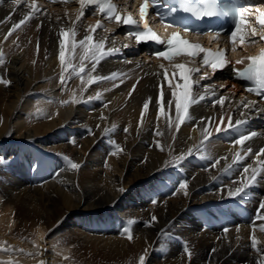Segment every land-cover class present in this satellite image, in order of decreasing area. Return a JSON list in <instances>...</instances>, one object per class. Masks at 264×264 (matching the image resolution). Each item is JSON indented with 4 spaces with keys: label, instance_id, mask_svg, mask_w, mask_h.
<instances>
[{
    "label": "bare ground",
    "instance_id": "1",
    "mask_svg": "<svg viewBox=\"0 0 264 264\" xmlns=\"http://www.w3.org/2000/svg\"><path fill=\"white\" fill-rule=\"evenodd\" d=\"M30 3L31 0H21L20 4L0 0V50L6 59L0 65V77L11 81L7 86L0 83V242H6L5 247L24 250L0 252V260L11 259L18 264H38L39 260L47 264H138L143 254L146 264H256L259 255L250 247L249 237L253 230L251 218L264 200V180L258 179L240 196L228 194L230 189L241 187L244 166H258L254 155L232 165V156L237 151L243 154L235 138L252 130L261 135L248 141L247 146L258 151L264 145V130L256 127L258 113L240 106L242 98L246 102V95L238 88L234 94L227 81H217L216 76L207 75L201 80L204 73L195 74L190 79L199 83H193L192 92L197 98L205 94L208 98L189 109L193 119L178 132L174 125L169 130L165 118L157 122V73L162 71L159 65L164 64L171 76L175 64L146 62L138 54H131V42L115 34L117 24L106 21H102L103 28L111 31L97 29L94 38L106 37V48L120 51L101 60L93 75L117 73L118 79L94 83L81 95L84 86L79 77L73 76L59 93V31L73 26L74 6L36 0L41 11L5 41L12 25L31 11ZM94 22V18H82L76 25V39H82ZM80 51L76 49L74 64L79 63ZM191 65L189 68H193ZM73 93L81 101L97 93L100 98L60 103L71 100ZM220 96L226 98L224 105H214ZM148 97L153 102L138 131L140 113ZM170 98L166 90V110ZM38 109L42 111L38 113ZM241 112L245 115L241 116ZM171 115H175L174 107ZM221 115L225 117L223 123ZM228 115L233 122L246 119L247 124L217 134L216 125L226 127ZM201 117H211L212 123H201ZM157 123L162 136L155 135ZM113 124L117 125L115 131L105 134L104 130ZM206 125L213 134L205 145L207 156L227 160L221 159L212 167L210 159L197 153L180 166L166 165L172 157L199 147L200 130ZM124 128H128L127 133ZM65 132L75 133L76 145L69 143L71 137ZM114 144L123 151L113 155ZM64 157L81 167L71 170ZM227 165L232 167L225 171ZM183 181L188 182L187 195L177 191ZM233 201L249 207L252 217L238 219L231 210ZM124 207L126 211H122ZM217 212L227 219V234L215 218ZM153 216L156 221H152ZM203 217L211 221L200 229ZM130 220L134 222L129 224ZM260 223L255 220V234L264 244ZM126 228L132 240L127 238ZM33 240L42 250L39 256L27 255L35 251ZM185 243L193 252L191 260L183 250ZM213 248L218 251L212 253ZM64 256L70 258L64 260Z\"/></svg>",
    "mask_w": 264,
    "mask_h": 264
},
{
    "label": "snow or ice",
    "instance_id": "2",
    "mask_svg": "<svg viewBox=\"0 0 264 264\" xmlns=\"http://www.w3.org/2000/svg\"><path fill=\"white\" fill-rule=\"evenodd\" d=\"M53 2H63V3H70L71 0H53ZM77 2L80 4V11L79 14L76 17L75 21H71L72 27L65 30L64 27H61L59 31V52H58V60L60 64V75H59V82L62 85L61 91H63L68 81L73 77H79L83 88L81 89V95H83L84 91L91 86L94 83H98L100 81L105 80H116L118 79L117 73H111L108 76H98L93 75V73L96 72L97 66L99 65L100 61L105 59L107 56L113 54L114 52L120 51V49L115 48H106V37L96 40L94 38V34L97 31V29H102L103 24L101 20H97L95 25L89 26L85 31L86 34L83 36L82 39L77 40L76 37L78 35V32L76 30V25L79 21H81V18L84 16L85 10L89 6H95L96 12L99 14H102L106 19H108L110 22H115L118 25H124V26H130L132 30H130L127 35L134 36L137 43L140 42H147L152 41L159 44H164L165 42L158 36L156 32L153 31V29L149 26L147 23V18L150 14V9H155L160 3V0H142V3L139 6V16L140 21H144V27L143 29H140L139 23L136 18L133 17V15L128 12L127 14H122L120 11L117 10V5H115L112 0H77ZM15 4H20L21 0H14ZM31 11L23 17L18 23L13 24L12 28L9 30L8 34L4 36V40L6 41L9 36L12 35V33L19 29L22 25H24L27 21H29L36 13L40 12L41 9L38 7L36 0H31V3L28 5ZM182 7L183 10L186 12H191L195 16L198 17H218V16H224V17H233L234 18V29L231 31L230 39L233 46V51L236 50L237 47V40L240 41L241 45L244 43H255L257 42V38L259 41H264V5L255 7L253 9L252 4L250 0L246 2V4H238V5H232V6H224L221 3H219V0H199L198 3L192 2V0H182ZM172 13H175L177 9L175 7H172L170 9ZM255 11L257 15L255 16V20L257 22V25L259 27V31H257L256 27H252L250 36H246L242 33L241 29L242 27H247V21L249 19V14ZM95 14V13H94ZM157 16L161 18V22L163 23V14L157 11ZM57 19H60L57 17ZM170 26V25H169ZM104 31L109 32L111 30L103 28ZM186 32L189 31L187 27L184 29ZM220 33L217 32L212 39L216 40L219 38ZM65 37L68 38L67 42ZM174 41H179V43L185 45L186 47L181 49L179 48L177 43H174ZM70 46V47H69ZM127 45H125L126 47ZM79 48L80 54H79V63L74 64L73 60L75 59V53L76 49ZM176 50L173 52V50ZM202 54V57H201ZM155 55L159 58H164L169 61L173 59L174 56L178 55H187L189 57H192L193 59L197 57H201V63L203 67H210L213 72L219 69H223L226 65L225 61V51L222 49H218L216 51H213L211 49L204 48L199 43H193L188 40H184L182 37H180L179 33L173 32L171 34V37L167 40L166 46L164 50L157 51ZM248 64L243 69H233L236 76L240 79L249 80L252 82V86H250L247 91L253 92L256 95L260 96L261 98H264V48L260 49V52L258 55L255 56H249L247 57ZM6 63V59L4 56V53L2 50H0V65H4ZM35 63V61H33ZM237 64L243 63V60L236 61ZM90 64V68L88 65ZM159 68L162 70L160 73H157V75L160 76V83L158 85L159 87V96L155 100V106L157 108V122L163 117L166 119V124L169 130L172 129L173 125L178 132L179 129L183 124L188 122L189 120L193 119L189 109L199 102L205 100L208 98L207 94L205 95H199L197 96L192 92L193 83L198 84L199 81L193 82L190 77L193 74H199L201 72L200 68H189L185 64H177L174 65L173 71L171 72V76L169 74V69L164 65L160 64ZM176 70H179V73H177ZM65 73H68V75H65ZM86 75V79H85ZM123 75V74H120ZM207 73L205 72L203 75L200 76V79H207ZM174 80H178L179 82L174 83ZM123 80H121V83ZM0 83L4 84L5 86L9 85L11 81L3 79L0 77ZM166 85V86H165ZM118 84H114L113 87H118ZM221 88L225 87L224 85L220 86ZM234 87V86H233ZM135 90V85H133V91ZM166 90L170 91L171 98L166 101L167 103V110L165 107V94ZM107 91V90H106ZM206 89V93H207ZM212 96H215V92L212 91ZM132 93L129 92V96H131ZM99 99L100 94L97 93L95 97H88L87 101H81L77 100L75 93H73V98L69 101H60L62 105H66L68 103H80V102H90L92 99ZM225 97L220 96L214 101L215 104H219L221 106L225 103ZM153 102L152 97H148L144 103L143 108L140 113V123L138 124V131L139 127L142 126L145 114L149 110L150 103ZM106 106V105H105ZM240 106H242L244 109H247L249 111L251 110H257V102L255 101H247L245 102L242 98L240 102ZM174 107L175 115L174 117L171 115L172 110ZM42 111L38 109V113ZM245 113L241 112V116H244ZM101 119H106L103 115H101ZM220 121L223 123L225 120L224 115L220 116ZM207 121L208 124L212 123L211 117H201L200 122L203 123ZM227 125L226 127H221L220 125H216V133L219 134L220 132H227L230 130H235L239 128L242 125L247 124L246 119H236L233 122V118L231 115L227 116ZM99 127V125L97 126ZM117 128V125L113 124L111 129L106 128L105 134H108L109 132L115 131ZM123 131L125 133L128 132V128H124ZM201 136L202 140L200 142V146H193L188 149L187 153L181 154L178 157H172L171 162H166V165L169 163H173L175 166H180L184 160L187 159L188 156L195 155L199 153L201 155V158H206L211 160L212 167H215L216 164L220 163V160H227V157L222 158H210L207 156V150H206V143L210 142L212 138V133L207 130V125L202 128L201 130ZM89 133L91 134V129H89ZM156 136H162L163 132L159 128V123H157ZM258 135H261V133H257L256 131L249 130L247 133H240L235 138L234 143L236 145H240L241 149L243 150V154H241L240 151H237L232 156V165H239L242 161H245L250 156L256 157V163L257 167H252L251 165L244 166L242 169V178L239 181L241 184V187H238L235 189V191L229 190L228 194L230 197L234 196H240L241 194L246 193L255 183L259 180H264V159H262V156H264V147L259 148L258 151H254L250 146H247V142L250 140H253ZM173 142H175V136H173ZM157 147L163 151V146L159 143V141L156 142ZM115 151L112 153L113 155H117L119 152H122L123 149L119 144H114ZM64 159L68 163V167L71 170H77L81 167L79 163L71 161L70 158L64 157ZM232 165H227V167L224 169L225 171L230 170ZM187 188H188V182L183 181L179 184V187L177 191L183 190L184 194L187 195ZM121 192L124 191V189H120ZM153 203H156V201H153ZM261 210H264V200H261L259 203V208L257 210V215L255 220L261 221L259 225V231L261 233H264V212ZM152 221H156V217L153 216ZM134 221H128L129 224L133 223ZM256 229L257 226L255 224V221L253 222V230L250 234L249 240H250V247L256 251L259 255V258L256 260V264H264V244H262L261 241L257 239L256 236ZM230 231L229 228H224L223 233L227 234ZM235 231L237 232L236 240L239 241L241 237L239 236L240 233V227L237 226ZM125 232L127 233V238L129 240L133 239L132 233L126 228ZM124 233H122L123 235ZM43 236H40V239L43 240ZM33 247L35 251L28 252L27 255L30 256H39L41 254V249L38 244L33 240ZM6 242H0V252L2 253H12L14 251L24 252L23 249H15L13 246L9 245L5 247L4 245ZM231 242L229 241V245ZM184 252L187 254L189 260H191V257L193 256L192 250L189 248L187 243L184 245ZM218 249L213 248L212 253H216ZM64 260H68L70 257L64 256ZM0 264H18L15 260H0ZM38 264H47L45 260H39ZM138 264H146V258L145 255H140L138 257Z\"/></svg>",
    "mask_w": 264,
    "mask_h": 264
},
{
    "label": "rangeland",
    "instance_id": "3",
    "mask_svg": "<svg viewBox=\"0 0 264 264\" xmlns=\"http://www.w3.org/2000/svg\"><path fill=\"white\" fill-rule=\"evenodd\" d=\"M103 31H104V30H103ZM114 53H115V52H114ZM59 86H60V85H58L57 88H59ZM60 90H61V88H59V93H60ZM65 133H66L65 135H67L68 137H71V138L68 139V140H69V143H70V144H73V145H76L77 143H75V137H76V135H74L75 133H73V134H71V133L68 134V132H65ZM70 140H71V141H70ZM73 140H74V141H73ZM208 168H209V166H206V169H208ZM31 179H32V181H33V179H34L33 176H32ZM124 209H125V210H124ZM126 209H127V208L124 207V208L122 209V211H126ZM213 209H214V207H213ZM205 219H206V218H203V219H202L203 222H204ZM206 225H207V223H206ZM206 225H204V226H206ZM201 227H202V228H201ZM199 228H200V229H203V226L200 225ZM30 237H31V236H30Z\"/></svg>",
    "mask_w": 264,
    "mask_h": 264
}]
</instances>
